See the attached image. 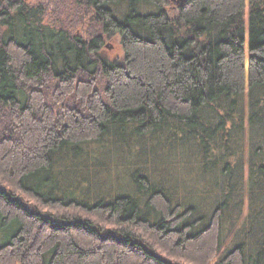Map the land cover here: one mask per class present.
Instances as JSON below:
<instances>
[{
    "label": "trees",
    "instance_id": "1",
    "mask_svg": "<svg viewBox=\"0 0 264 264\" xmlns=\"http://www.w3.org/2000/svg\"><path fill=\"white\" fill-rule=\"evenodd\" d=\"M0 264H264V0H0Z\"/></svg>",
    "mask_w": 264,
    "mask_h": 264
},
{
    "label": "rangeland",
    "instance_id": "2",
    "mask_svg": "<svg viewBox=\"0 0 264 264\" xmlns=\"http://www.w3.org/2000/svg\"><path fill=\"white\" fill-rule=\"evenodd\" d=\"M27 2L28 3H33V0H27ZM56 7L58 8V11H59V9H62V11H64V14H60V17H59L60 18V20H59L60 24L67 25V22L70 19V18H68L67 13L70 12L71 9L73 8L72 5L67 1L65 7L66 8L68 7V10H66V8H64V7L61 8V6H59V4H58V6L56 5ZM45 22H47V23L52 22V17L50 15H46ZM77 33H78V31H77ZM118 43L119 42H117V39H114V42H112V41L106 42V45H105V48H104V50H105L104 53L110 59H114V58L122 56V53H121V50H120V47H119ZM108 47H111V48L108 49ZM138 148H139V145L137 144L135 148H132L131 152H133V151L135 152L136 151L135 149H138ZM121 154H123V155L125 154L126 158L129 157V154L124 152L123 150L121 151ZM92 156H95V157L98 156L97 150H96L95 153H92ZM117 156H118L117 153L111 154V157H113V158L117 157ZM114 160L115 159H113V161ZM109 166L110 167L115 166V165L112 164L111 159L109 160L108 165L106 164L104 166V168H105V172L103 171L104 173L107 172V170L109 169ZM156 166H155L154 162L153 163L151 162V167L147 166L148 168H150V169H148V171L154 177L160 178V177H163L164 175H168L167 177H169L171 179V183H176V181H179L181 183V185L184 186L183 190L180 189V193H186L187 192L186 189H188V187L192 189V186H193L192 185V181L194 180V177H193V174H190V171L187 170V172H186L183 169V170H177L175 174H173L172 172H170V173L165 172L164 174H161L159 172V170H155ZM115 167H118V166H115ZM130 171H131V168L130 169H125L124 173L126 172V175H129ZM114 174H118V173H112V175H114ZM121 174H123V173H121ZM120 177H121V181L120 182L116 181V180L110 181L108 184L106 183V186H104L102 189L105 190L108 193L110 192V193L120 194V192H124L123 190L127 189L125 187H126V184H128V182L126 180H124V177L122 175H120Z\"/></svg>",
    "mask_w": 264,
    "mask_h": 264
},
{
    "label": "water",
    "instance_id": "3",
    "mask_svg": "<svg viewBox=\"0 0 264 264\" xmlns=\"http://www.w3.org/2000/svg\"><path fill=\"white\" fill-rule=\"evenodd\" d=\"M25 1H27V0H25ZM111 47H108V49H110Z\"/></svg>",
    "mask_w": 264,
    "mask_h": 264
}]
</instances>
